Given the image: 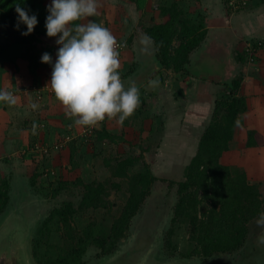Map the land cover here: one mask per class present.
Masks as SVG:
<instances>
[{
    "label": "trees",
    "instance_id": "16d2710c",
    "mask_svg": "<svg viewBox=\"0 0 264 264\" xmlns=\"http://www.w3.org/2000/svg\"><path fill=\"white\" fill-rule=\"evenodd\" d=\"M43 1L20 0L29 14H35L39 21L34 31L27 36L22 35L26 25H21L20 30L15 27L18 15L15 11L17 0L0 1V18L12 29L18 41L25 44L26 56L33 67L38 65L36 50L39 39L46 35L45 20L48 11L43 6ZM131 1L136 3L138 9H144L147 4V0ZM224 1L227 5V0ZM246 1V5H241L239 10L250 5V0ZM158 9L162 16L161 22L152 18L154 23L146 27L145 32L153 37L152 43L161 69H171L184 77H193V81L198 77L197 80L202 82L200 87L203 86L207 76L196 73L198 66L193 67L192 62V56L207 39L208 28L203 18L197 20L188 17L177 2L162 5ZM74 23H81V20ZM10 45L0 44V53L8 54ZM257 49L258 44L252 45V51L246 47L238 53L239 61L242 64L253 62ZM243 80V74L237 75L224 85V90L217 95L212 116L199 138L196 153L185 167L184 179L177 182L178 199L173 207L174 215L165 239L167 255L177 254V246L172 240L178 225L187 226L191 242L189 250L179 253L180 256L205 260L216 254L234 253L246 244L251 221L259 219L260 213L264 211V191L261 189V183L250 182L244 168L224 164L222 161L224 153L231 150L236 128L243 124V114L248 109L246 99L240 95ZM138 104L147 106L143 98H140ZM106 120L107 118L104 121ZM96 140L119 143L127 141V138L123 133L115 134L106 126H102L96 130ZM256 146H264V136L256 130H248L246 147ZM71 150L73 158L74 148ZM45 156L47 154L42 155L44 158ZM140 161L141 168L131 172ZM111 169L114 178L126 181L128 196L109 231L96 229L95 223H90L83 230H76L71 220L78 211L109 208L112 205L109 199L111 189H120L121 182L109 185L102 181L86 182L82 178L72 182L60 180L58 186L52 188V197H56L70 184L81 186L83 194L78 206L71 201L64 202L63 205L55 206L41 221L33 239V256L38 263L86 264L91 258L113 252L119 242L127 236L132 219L150 196L152 185L158 177L142 154L118 160ZM47 172L48 169H44L33 174L31 184L34 188L43 190V186H37V179ZM9 201L10 181L3 178L0 180V215L7 208ZM55 221L64 229L65 237L60 245L49 241ZM92 246L96 250L89 252ZM52 248L55 250L52 251Z\"/></svg>",
    "mask_w": 264,
    "mask_h": 264
},
{
    "label": "crops",
    "instance_id": "0c3cea01",
    "mask_svg": "<svg viewBox=\"0 0 264 264\" xmlns=\"http://www.w3.org/2000/svg\"><path fill=\"white\" fill-rule=\"evenodd\" d=\"M50 2L51 0H44L43 6L47 8ZM149 4L150 0L144 9L147 10ZM197 5L198 8L194 9H197L198 16H194V19L203 18L208 28L207 39L193 55L192 60L193 67L198 66L199 69L196 73L207 76L205 84L201 87L202 82L197 80L198 77L193 81V77H184L171 69H159L149 77L158 63L152 40L146 48L138 36L133 38L134 24L132 26L129 19H124L123 24L117 22L124 12L133 9L138 11L131 0H98V14L82 18L81 23L95 21L107 27L116 41L122 43L121 48L117 50L121 80L125 88L135 83L140 98L145 99L147 103V106L139 104L140 106H136L130 113L128 117L131 118V126L134 125V117L140 118L141 122H150L152 117L160 113L158 119L161 124L165 120L166 122L165 127L160 129L161 135L157 136L158 142H172L177 138L180 140L192 133L193 141L196 140L198 144L212 116L217 95L224 90V85L237 75L243 74L240 95L246 99L248 109L243 114V124L236 128L231 150L224 153L222 161L224 164L244 168L250 182L261 183L262 186L264 146L246 147V142L248 130H256L264 136V2L250 0L249 6L236 12L226 10L224 0H200ZM156 8L158 9L157 6ZM149 11L150 9L147 10ZM185 12L188 13L187 10ZM152 18L161 22L160 10L159 17L155 14ZM56 39L57 37L47 35L40 37L36 50L38 65L33 67L26 56L25 44L18 41L12 29L0 18V44H11L8 54L0 53V88L13 92L17 98V103L13 106L0 102V160L3 159V162L19 153L27 156L35 150L39 151L41 156L58 154L63 148L70 151L69 146L66 147L70 140H66L65 136L68 134L64 131L66 126L76 125L73 118L65 115L64 105L57 100L51 89V64L41 61L45 52L51 54L53 62L55 61L57 49L60 47L56 44ZM245 40H260L263 45L258 44L259 52L253 62L242 64L237 56L246 48ZM207 60L211 66L205 65ZM206 70L209 72H205ZM168 73L176 80L175 84L172 83V90H175L173 96L168 89ZM151 79H156L158 83L151 84ZM161 99L167 106L162 104ZM154 100L161 103L154 108L157 112L150 110L149 102ZM33 103L38 105L36 109L31 107ZM104 123L97 124V129L106 126L110 132L118 134L112 130L111 120L107 119ZM151 123L149 127L152 126ZM119 126L122 127L121 124ZM120 129L121 134L125 135L131 131ZM45 141L50 143L48 149L43 144L35 145Z\"/></svg>",
    "mask_w": 264,
    "mask_h": 264
},
{
    "label": "rangeland",
    "instance_id": "374dc122",
    "mask_svg": "<svg viewBox=\"0 0 264 264\" xmlns=\"http://www.w3.org/2000/svg\"><path fill=\"white\" fill-rule=\"evenodd\" d=\"M148 2L149 0H147V4ZM174 2L179 3L184 10H187L188 13H186V15L188 17L194 19V16H198L197 9L194 8H198L197 4L200 0H150L148 7V9H150L149 12H147L148 9H138L136 7L138 11H134L133 9L124 12L122 16L120 15L121 17H119L120 19L117 20V22L123 24L122 21L124 19H129L130 23H132L131 25L133 26L134 24L133 32H135V35H133V38L135 39V36H138V38L141 39L146 33L145 28L154 23L152 16L157 14L159 17V9H157L156 6L159 8L160 5H171ZM134 4L136 5V3ZM226 7L227 10L228 6L226 5ZM228 10L236 12L239 9L232 10L229 8ZM244 43L246 47L253 44H259V46L263 45V42L260 40H245ZM258 49L256 50L255 56H257L259 52ZM205 65H210L208 60L205 62ZM154 69L155 67L153 70ZM205 72L209 71L206 70ZM167 78L169 80V93L173 96L175 90H172V83L176 80L171 77V74H169ZM161 101L162 104L167 106V103L163 102V99H161ZM179 102L181 103V101ZM149 103L150 110L155 112H157L154 109L155 106L161 105L160 102L155 100ZM136 106H139V104ZM159 114L152 117L150 122H141L140 118L135 119L134 117V125L132 126L130 117H127L123 123H120L118 118L108 119L111 120L110 124L113 126L112 130L117 131L118 134L122 132L120 128H123V130L125 128L131 130L128 131L130 133L125 135L127 141L119 143L98 142L96 140V125L90 128L89 126L80 125H76V127L74 125L69 127L66 126L64 132L67 131L68 137L65 136V138L70 141L66 144L67 146H65H69L70 151L63 148L60 153L45 156L44 158L39 151L37 152V150H35L27 156L25 154L20 155L19 153L6 162H3L2 159L0 160L2 161L0 162V180L3 178L9 179L11 200L12 198L14 200L13 196L20 193V190L22 192L23 189H28L30 193L35 196L42 210L40 223L50 214V211L55 206L63 205L64 202L68 201L73 202L75 206L79 204L83 194V188L81 186L70 184L68 188L61 191L56 197L51 196L52 188L57 187L60 180L72 182L77 178H82L86 182L102 181L109 185H112L114 182H121L120 189H111L112 191L109 199L112 205L109 208L78 211L71 220L76 230H83L90 223H95L96 229H106L109 231L114 219L120 214L128 196L126 181L114 178L112 176L111 167L114 166L118 160L125 159L127 156L142 154L144 160L150 164L158 180L154 182L150 196L147 198L138 214L132 219L126 238L135 233L141 216H149L151 215L150 213L153 212L158 215L160 234L164 237L163 248L165 251L166 233L171 226V219L174 215L173 207L178 199L177 182L184 179L185 167L194 155V148L197 142L196 140L193 141L192 133L190 136L184 138L179 137L180 140L177 138L172 142L168 140L158 142L157 136L158 134L161 135V133H159L160 129L161 127H165L164 123L166 122L165 120L164 123L161 124V121L158 119L160 116ZM119 123L122 127L119 126ZM150 123L152 125L151 127H149ZM36 144L37 146L42 144L46 145L44 147L47 149L50 145L48 141L35 143V145ZM24 145L25 147L27 146V144ZM72 147L74 148L73 158L71 157ZM108 163L111 165H108ZM141 166L142 161L132 168L131 172L138 171ZM44 169H48V172L37 179V186H43L44 188L43 190H37V187L34 188L32 186L31 178L33 174L38 171L41 172ZM261 188L262 191H264V185H262ZM258 220L259 219H254L251 221L248 240L240 250L231 254H216L205 260L196 257L184 258L180 256L179 253L189 250L191 242L187 226L178 225L172 240L173 244L177 246V254L168 256L172 259H186L195 264H198L200 261L211 264H264V224L258 223ZM64 237V229L61 224L58 223V221L53 222L49 241L56 245H60L63 243ZM51 250L54 251L55 248ZM95 250V247L92 246L89 252H94Z\"/></svg>",
    "mask_w": 264,
    "mask_h": 264
},
{
    "label": "clouds",
    "instance_id": "9594fccd",
    "mask_svg": "<svg viewBox=\"0 0 264 264\" xmlns=\"http://www.w3.org/2000/svg\"><path fill=\"white\" fill-rule=\"evenodd\" d=\"M98 0H51L47 5L46 35L57 37L60 45L53 62L51 54L43 53L41 61L52 66L50 86L55 97L65 107V115L74 118V124L95 126L107 119L118 118L120 123L130 115L140 102L138 86L133 83L125 88L120 73L117 41L111 31L101 24L74 23L98 14ZM22 35L31 34L38 24L35 14H29L20 0L15 4ZM153 39L150 33L141 37L146 48ZM155 85L156 79L149 81ZM0 102L13 106L17 98L13 92L0 88ZM36 109L38 105H31ZM239 123V121H237ZM258 223L264 224V211Z\"/></svg>",
    "mask_w": 264,
    "mask_h": 264
},
{
    "label": "water",
    "instance_id": "95a60500",
    "mask_svg": "<svg viewBox=\"0 0 264 264\" xmlns=\"http://www.w3.org/2000/svg\"><path fill=\"white\" fill-rule=\"evenodd\" d=\"M155 69L149 77L161 66L156 64ZM13 197L0 215V264H40L33 256V239L42 214L40 205L28 189ZM150 214L141 216L135 233L122 239L113 252L91 258L86 264H195L172 259L165 253L158 215Z\"/></svg>",
    "mask_w": 264,
    "mask_h": 264
},
{
    "label": "built area",
    "instance_id": "2783aa9c",
    "mask_svg": "<svg viewBox=\"0 0 264 264\" xmlns=\"http://www.w3.org/2000/svg\"><path fill=\"white\" fill-rule=\"evenodd\" d=\"M228 2V6L232 9V10H237L240 8L241 5H246V0H227ZM248 50L252 51V45H249L248 46ZM121 48V43L120 42H117V50H119ZM90 128V127H89ZM88 128V129H89Z\"/></svg>",
    "mask_w": 264,
    "mask_h": 264
}]
</instances>
